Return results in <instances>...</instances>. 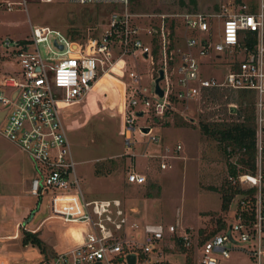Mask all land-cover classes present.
<instances>
[{
	"label": "built area",
	"instance_id": "1",
	"mask_svg": "<svg viewBox=\"0 0 264 264\" xmlns=\"http://www.w3.org/2000/svg\"><path fill=\"white\" fill-rule=\"evenodd\" d=\"M68 1L110 6L112 10L103 24L107 29L99 37L82 41L48 25L31 24L29 38L3 40L5 47H12L10 55L17 58L20 69L0 75V136L16 144L33 161L37 174L31 179L29 191L38 205L44 200L47 205V214L40 223L55 219L65 232L69 228L79 231L78 238L68 233L71 241L63 248L53 246L51 254L39 251L37 260L25 259V264H130V255L134 256L132 264H162L163 250L170 248L168 241L174 248L175 226L147 223L137 231L133 223L130 227L135 234L128 236L129 217L119 198L85 197L59 110V103L81 101L124 55H140L152 63L154 34L163 50V95L156 93L155 83L152 91L128 83L123 154L131 162L139 154L138 144L146 149L150 143H159V136L151 133V120L162 119L173 109V99L187 102L201 97L203 90L224 88L252 94L254 169L227 176L242 193L230 204L232 219L227 227L199 246L200 264H222L221 259L229 258V247L234 245L247 246L243 249L256 264H264V0H227L209 12L182 14L191 35L185 38L187 52L174 67L177 80L172 96L166 71L172 57H168L165 46L170 31L164 23L153 29L149 25L141 27L137 22L140 14L129 10V0ZM14 5L25 7L26 0L6 2L9 10ZM216 20L219 22L215 25ZM41 45L48 50L45 56ZM208 69L215 73H204ZM128 77L139 83L135 71H129ZM140 118H144V124L137 123ZM145 149L142 155L159 159V168L165 169L170 157L179 156L181 144L166 147V153L147 154ZM126 176L130 184L146 181V176L135 168L129 169ZM229 226L232 239L227 236ZM176 237L182 238L183 246H190L187 234ZM0 264L7 262L1 259Z\"/></svg>",
	"mask_w": 264,
	"mask_h": 264
},
{
	"label": "rangeland",
	"instance_id": "2",
	"mask_svg": "<svg viewBox=\"0 0 264 264\" xmlns=\"http://www.w3.org/2000/svg\"><path fill=\"white\" fill-rule=\"evenodd\" d=\"M7 1L19 0H0V75L20 69L17 58L10 55L12 47L3 45L5 38L11 41L27 39L30 37L31 24H40L59 29L84 41L88 37H99L103 30L107 29L108 26L103 24L112 10L110 6L103 4L80 5L68 0H53L49 3L26 0L25 7L14 5L9 10ZM194 1L195 3L191 0H139L133 7L128 6L131 12L140 14L137 22L141 27L149 25L153 29L157 28L159 23H164L170 31L169 44L165 46L168 57H172L168 60L166 70L172 84L171 96L175 91H172V86L176 88L177 80L174 67L180 62L181 55L187 52L185 38L191 35L183 24L182 14L209 12L227 2ZM218 22L216 20L215 25ZM155 39L152 49H156L157 53L153 52L152 63L140 55H124L112 70L101 76L83 100L59 103L60 117L85 197L119 198L129 217L128 236L135 234V230L130 227L133 223L137 225V231L147 223L175 226L174 235L187 234L190 246H184L186 250L181 252L175 246L171 248L168 241L170 248L163 250L161 263L200 264L202 252L198 246L199 230H213L218 216L227 221L232 219V208L228 209V213H223L220 209L219 188L227 179L226 157L218 142L207 138L199 128L202 114L209 113L200 106L201 97L187 102H175L174 108L169 109L162 119L151 120V133L159 136V143H150L146 149L144 145L138 144L139 154L133 157L131 162L123 154L122 107L129 91L128 83L148 87L152 91L158 70L164 68L163 50L158 39ZM40 49L45 56L48 50L42 45ZM131 70L138 74L139 83L128 77ZM204 73L215 71L208 69ZM159 83L162 86L165 84L164 80ZM233 100L231 106L238 108L239 98L235 97ZM221 104L223 107L224 102ZM178 117L189 124L176 126ZM262 117L264 129V110ZM137 123L144 124V118L138 119ZM177 143L181 144L179 156L170 157L165 169L159 168V159L142 155L144 149L147 154L166 153V147L171 149ZM97 167L100 168L99 173L95 171ZM131 168L146 176L145 183L137 185L127 182V171ZM36 174L31 158L12 141L0 136V193H6L10 197L23 193ZM151 184L155 187L149 188ZM147 192H151L153 196L147 197ZM49 221L43 223L37 231L38 235L44 236V242L49 246L50 240L61 237L64 239L62 244H65L68 232L74 236L79 235L75 228H69L65 233L60 222L52 224L48 223ZM234 236L237 237L236 234ZM229 248V258L221 259L222 264H256L247 250H244L248 249L247 246L234 245ZM22 258L23 256L21 262ZM12 264H18V261Z\"/></svg>",
	"mask_w": 264,
	"mask_h": 264
},
{
	"label": "trees",
	"instance_id": "3",
	"mask_svg": "<svg viewBox=\"0 0 264 264\" xmlns=\"http://www.w3.org/2000/svg\"><path fill=\"white\" fill-rule=\"evenodd\" d=\"M195 3L194 0H191ZM139 0H129V5L132 7L136 5ZM67 34V33H66ZM68 37L76 39L77 37L67 34ZM157 35H153L152 43L156 42ZM154 45V44H153ZM157 45V44H155ZM155 48V47H154ZM153 50V49H152ZM154 54L157 50L154 49ZM239 98L238 108L229 106L233 98ZM253 95L244 90H229V89H209L203 90L200 98V106L205 108L209 113L202 114V119L199 121V128L203 135L207 138L215 140L222 153L226 157L227 162V176L236 175L242 171H252L255 165V114L253 106ZM174 103L179 101L174 100ZM245 101V102H243ZM221 102H224V106ZM228 105V106H227ZM208 106V107H207ZM176 126H187L189 123L178 117ZM233 159V160H232ZM100 168H96L99 173ZM155 185H150L153 188ZM157 187V186H156ZM159 191V187H157ZM221 195L220 209L223 213H228L231 202L234 198L242 193L239 188L232 185L228 180L219 188ZM147 197H152L151 192L146 193ZM227 220L218 216L216 218L215 227L211 231L205 229L199 230L198 246L207 241L211 236L217 232L224 230L227 227ZM175 242V248L184 252L186 248L183 246L182 238L172 237ZM22 244H31L41 252L51 254L53 249L42 240L37 232H30L25 230L23 232Z\"/></svg>",
	"mask_w": 264,
	"mask_h": 264
},
{
	"label": "crops",
	"instance_id": "4",
	"mask_svg": "<svg viewBox=\"0 0 264 264\" xmlns=\"http://www.w3.org/2000/svg\"><path fill=\"white\" fill-rule=\"evenodd\" d=\"M122 108L124 114V106ZM139 146H136V151L138 153ZM29 189L30 185L27 189L24 188L23 193L15 194L13 197H10L6 193H0V260H6L7 264H12L14 261H18V264H25L28 260H37L39 257V250L36 247L24 246L22 244L23 232L27 230L26 228L35 230L33 232H37L41 229L42 224L49 220L44 221L42 224L40 223L47 214L46 212L42 214L44 213L43 207L45 206V201L38 205L37 198L30 194ZM38 217L39 220H36ZM48 223L57 224L59 221L50 219ZM69 234L74 236L71 233ZM39 235L42 240L46 241V239L43 238L44 236H41V234ZM66 236L68 239L65 238V244L71 241L69 236ZM74 237L78 238L79 235ZM62 240H64L62 237L55 238L50 240L48 244H50L51 247L56 246L57 248H63L65 244H62ZM22 256V259H27V261L21 262Z\"/></svg>",
	"mask_w": 264,
	"mask_h": 264
},
{
	"label": "water",
	"instance_id": "5",
	"mask_svg": "<svg viewBox=\"0 0 264 264\" xmlns=\"http://www.w3.org/2000/svg\"><path fill=\"white\" fill-rule=\"evenodd\" d=\"M164 79V69H162V68H160L159 70H158V77L155 79V91H156V93H158V95L159 96H162L163 95V90L160 88V84H159V82L161 81V80H163ZM234 107L232 106V109H233ZM138 114L139 115H141L142 114V112H138ZM1 117H2V113H0V119H1ZM144 130H145V128H143ZM45 202H44V204H45V206L43 207L44 208V213H42V214H45V212L47 213V205H46V200H44ZM36 220H39V217H38V219H36ZM35 220V221H36ZM230 228H231V226H229L228 227V230H227V236L229 237V238H231L232 239V237H231V235H230ZM129 261H130V264H132L133 263V261H134V256L133 255H130L129 256Z\"/></svg>",
	"mask_w": 264,
	"mask_h": 264
},
{
	"label": "bare ground",
	"instance_id": "6",
	"mask_svg": "<svg viewBox=\"0 0 264 264\" xmlns=\"http://www.w3.org/2000/svg\"><path fill=\"white\" fill-rule=\"evenodd\" d=\"M93 89V88H92Z\"/></svg>",
	"mask_w": 264,
	"mask_h": 264
}]
</instances>
